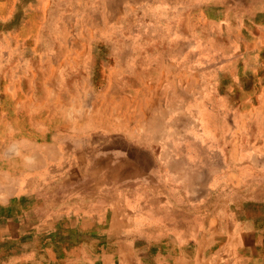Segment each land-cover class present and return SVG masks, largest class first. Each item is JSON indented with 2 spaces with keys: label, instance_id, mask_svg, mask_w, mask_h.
Masks as SVG:
<instances>
[{
  "label": "rangeland",
  "instance_id": "374dc122",
  "mask_svg": "<svg viewBox=\"0 0 264 264\" xmlns=\"http://www.w3.org/2000/svg\"><path fill=\"white\" fill-rule=\"evenodd\" d=\"M154 17L158 27L175 29L164 35L163 42L159 41L162 31L154 36L148 32ZM93 30L108 32L114 45L135 54L138 62L153 55L148 45L159 47L157 61L146 66L144 74L150 86L161 85L167 100L178 97L174 82L182 79V134L189 126L195 132L189 130L182 138L180 186L169 170V156L156 157L148 148L145 129L110 131L102 118L103 111L120 115L136 106L143 96L140 83L116 86L110 80L112 69L76 74V64L70 59L75 54L68 44L81 31L89 35ZM252 33L257 38L264 35V0H0V97H7L0 106V161L12 165L26 161L30 172L46 174L59 160L47 154L33 158L34 148H41L75 162L84 156L87 165L86 183L82 184L79 174L72 175L73 186L64 197L72 193L74 201L68 205L63 201L60 207L40 201L52 192L49 184L54 180H34L29 197L12 195L5 181L13 173L0 165V220L5 226L0 245H23L28 251L53 248L56 255L66 246L86 249L96 240L90 229L108 230L110 223L102 222H111L124 203L134 201H125L126 194H139L148 201L147 194L152 200L165 201L162 206L175 201L207 204L210 211L208 195L221 176L226 191L222 181L218 188L227 192L228 202L247 187L252 194L244 204L255 202L247 208L264 210V37L262 44L248 45L246 38L255 40ZM178 66L182 67L169 78L160 75L161 70ZM115 93L121 96L112 102ZM30 99L36 103L24 110L25 116L37 124L32 133H24V112L14 105ZM49 118L57 125L55 139L46 138ZM39 161L46 165L38 167ZM21 187L22 191L26 188ZM175 188L182 189L181 199L174 195ZM62 207H69L70 212L57 216L55 212ZM188 212L190 217L198 215ZM69 221L74 230L64 226ZM207 221L213 227L217 223L214 216ZM87 224L91 226L86 232ZM191 256L188 260L195 264ZM70 257L65 258L70 264L86 263L80 253Z\"/></svg>",
  "mask_w": 264,
  "mask_h": 264
},
{
  "label": "bare ground",
  "instance_id": "6f19581e",
  "mask_svg": "<svg viewBox=\"0 0 264 264\" xmlns=\"http://www.w3.org/2000/svg\"><path fill=\"white\" fill-rule=\"evenodd\" d=\"M157 21L158 20L154 17L153 24L148 32L154 36L155 32L159 33L162 31V36L159 41L163 42L166 38L164 35L168 36V33L172 34L175 29L171 26L167 28L158 27V24H156ZM96 30H93L89 35H85V33L81 31L80 35L73 39V43L71 42L70 45L68 44L71 53L75 54L73 58L70 56V59L76 64V74L77 72H82L88 76L92 73L95 74L99 69H112L110 72V80L114 85L126 86L127 84H133V81L140 83L143 96H140L139 99L136 96L138 99V104H136V106L133 105L128 112H118L120 115L103 111L102 118L108 123V130L110 131L124 130L128 132L129 129L133 127L145 129L147 131L146 141L148 143V148L156 153V157L161 155L169 156V160L167 161L170 168L169 170L173 180L177 183L182 176V162L184 160L182 159V138L188 133L187 131L195 129L189 126L184 129V133L182 134V79L175 80L174 82L173 90L178 93V97H170V99L167 100L165 94L162 92L163 90H161V85L158 87L150 86L149 83L151 82H148L144 74V68L157 61L156 51L159 47H153L147 44V48L151 49L153 55L147 56V58L141 61L139 60L138 62L135 54L126 53L123 47L120 48V45H114L110 36L107 35L108 32ZM165 54H169V52ZM168 57H170V55H168ZM112 63H115L114 68L111 67ZM184 66L187 67L188 65L186 64ZM181 67L182 66L174 67L167 71L161 70L160 75L169 78L176 69ZM112 71H116L115 73H118V75ZM152 73L149 75L150 78L152 77ZM228 79L230 80V75ZM51 81L52 80H48L47 84H52ZM243 83L244 81H242V84ZM114 89H116V87ZM31 92L35 93L36 89L33 87ZM136 92L138 95V90H136ZM119 94L115 93V95L112 96V102L121 96ZM1 97L0 106H3L7 97L5 99ZM9 100H11V98ZM35 103L36 101L30 99L25 103L15 104L14 108L19 112H24V110L33 107ZM23 116L26 128L24 133H32L34 124L37 123L32 122V120H27L25 112ZM46 120L47 122L45 125L47 126V130L50 131L49 133L45 132L47 133L46 138L55 139L53 134L57 131V125H55L50 118ZM192 132L194 133L195 130ZM46 138H44V140H47ZM49 143L45 144V146L49 147ZM41 150V148H34L32 157L40 158L47 154L50 158L57 161L59 160V164L57 166L54 165V168L46 174H34L30 172L31 169H26V167H28L26 161L22 163L18 161L17 165L2 163V161H0V165L3 167L2 169L13 173V175L5 181V183L8 182L10 185L11 194L18 196H23V194H25L26 197H29L32 193L31 188L36 181L44 180L46 183L50 180H54V183L49 184L52 192L46 196L45 200L40 199V201H55L58 202L56 205L58 207H60L59 203H61L59 201H74L71 195L72 193H70V198L64 197L65 191L72 188L73 183L71 182V176L74 174H79L82 184L86 183L87 165L86 161H82L84 156H80L78 161L75 162L68 156L59 159L60 157L49 149L45 151ZM28 162L32 163L31 161ZM43 165H46L43 161H39L37 164L38 167ZM233 165L234 164H232L231 167H234ZM16 167H18L17 170L15 169ZM227 168L229 167L227 166ZM220 181H222L223 186ZM179 184L180 183H177V186ZM22 185L26 187L23 191L21 189L24 188L21 187ZM221 186L224 188L223 190L226 191L227 186L222 176L214 181L212 184V195H208L211 198L212 205L210 211L208 210L209 205L207 204H201L199 206L190 205V203L188 205H180V201H175L173 205H177L179 207L177 209L173 205L162 206V203L165 201L152 200L147 194L146 197L148 201H143V196L139 194H126L124 197L125 201L132 199H134V201L130 204L124 203L125 206L121 209L120 214L118 213L113 217L111 222H102L106 224L110 223L108 230L91 228L90 230H92L91 232L96 237V240L86 249L79 251L67 246L64 247L57 252L58 255L55 254V264H70L65 258H69L74 253H80L86 256L80 259L86 262L85 264H190L193 263L191 259L188 260V258L192 257L191 255L196 259L195 264H251L252 262H248L242 252L248 251L249 257H252L253 253L256 255L260 254L261 250L264 251V245L259 247L260 241L262 239L264 240V236L253 234L248 244L242 247L240 253H235L225 248H218V250H216V247H219L224 239V236H222L220 232L226 231L230 233L232 227L238 224L237 218H243L241 219L243 222L240 221V228L245 226H249L250 228L261 226L264 223V210H260L259 208V211L256 207L248 209L244 204V202L247 201V197L252 194V191H248L247 187L246 189L243 187L244 189L235 196L234 193H232L234 200L230 203L225 198L227 192L224 193L222 189L218 188ZM192 187L193 185L191 184L190 188L192 189ZM185 189L188 190L189 186H186ZM42 190L43 188L39 189V192L42 193ZM256 190L259 192L260 187ZM28 191L29 193H27ZM172 191L174 195L181 199V188H175ZM258 196H260V194ZM210 198L203 201L210 200ZM203 206L207 207V209L202 210V208H204ZM63 208L64 207L57 209L55 212L57 216L64 215L65 212H70L69 207H67V209ZM182 211L186 212V214L182 213ZM188 211L198 212V215L190 217V215L187 214ZM210 216H214L216 219L217 224L215 228H213L212 222L207 221V218ZM208 222L210 224L209 226H211L214 231V236L211 239H207L204 233L200 234L195 231L198 228L201 230H204V228L206 229ZM64 226H69V230L75 229L72 227L71 221L64 224ZM89 226H91V224H87L84 231L87 232L86 228L89 229ZM180 226H182V232L179 231L181 229ZM79 239L80 238H78V240ZM58 240L59 239L56 240V243ZM175 241L178 243L181 242V244H177ZM94 252H97L98 255L95 256ZM38 253L40 254L41 252L38 251ZM27 254L26 257L31 260L32 255L29 252ZM39 257L41 258V255ZM35 264L44 263L39 262Z\"/></svg>",
  "mask_w": 264,
  "mask_h": 264
},
{
  "label": "crops",
  "instance_id": "0c3cea01",
  "mask_svg": "<svg viewBox=\"0 0 264 264\" xmlns=\"http://www.w3.org/2000/svg\"><path fill=\"white\" fill-rule=\"evenodd\" d=\"M250 35H251V32H250ZM262 37H264V35ZM262 37L257 38V36L254 35L255 40L253 42H251V38H246V40H247L248 45H251V44L252 45H258V44H262V43H259L261 41ZM263 40H264V38H263ZM59 202H61V203H59L61 205L63 201H59ZM52 203L54 205L58 204V202H54V201H52ZM254 203L255 202L248 203L246 205L249 206V204H250L253 206ZM65 204L68 205V201H66ZM257 210H259V208ZM52 212H54V211H52ZM241 219H243V218H237L238 224L234 225V227H232V231L230 233H228L226 231L220 232L222 234V236H224V239L222 240L221 245L219 247L218 246L216 247V250H218V248H225V249L230 250L232 252L240 253L242 250V247L244 245L248 244V241L250 240V237L253 234H257L259 236H264L263 235L264 234V223L261 225L262 227L256 226V227L250 228L249 226H247V227L245 226L243 228H240V226H241L240 221L243 222V220H241ZM212 221L214 222V219H212ZM216 224L217 223H215L214 227L216 226ZM180 227H181V229L179 231L182 232V226H180ZM198 229L195 230L196 233H200V234L204 233L206 235L207 239L213 238L214 231H213L212 227L209 226V224H208L206 229L204 228V230H201L200 228H198ZM4 230H5V226L2 224V222L0 220V243L3 242L2 240H4V238H2V236H1V235H3ZM179 231H177V232H179ZM22 232H26V228H24V231H22ZM22 232L20 234H22ZM242 234H244V235H242ZM12 238H13V240L17 239L15 235ZM174 238H176V237H174ZM263 241H264L263 239L260 241L259 247L264 245ZM175 242L178 244L177 241H175ZM180 244H181V242H180ZM12 248H14V249H12ZM25 248L26 247L23 245L22 246H15V247L14 246L13 247H10V246L6 247L3 245H0V264H35V263H39V262H43V261H44L43 262L44 264H55V261H54L55 250L53 248L48 249V250L47 249L38 250L35 247L32 251H28V249L27 248L25 249ZM38 251L41 253L39 254ZM28 252L32 255L31 260L28 257H26V254ZM242 253L244 254V257L248 260V262L251 261L253 264H258L261 261L259 264L264 263V259H263L264 258V251L263 250H261L260 254H257V256H255L256 254L253 253L252 257L251 256L248 257V251H245ZM40 255H41V258L39 257ZM48 255L50 256L49 260L47 257Z\"/></svg>",
  "mask_w": 264,
  "mask_h": 264
}]
</instances>
